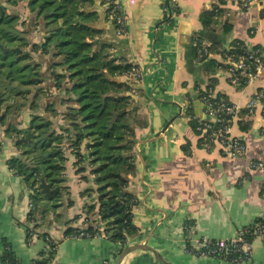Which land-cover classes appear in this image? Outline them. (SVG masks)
I'll return each mask as SVG.
<instances>
[{"label": "crops", "instance_id": "1", "mask_svg": "<svg viewBox=\"0 0 264 264\" xmlns=\"http://www.w3.org/2000/svg\"><path fill=\"white\" fill-rule=\"evenodd\" d=\"M163 2L123 0L121 8L127 21L124 37L114 35L101 13L99 23L88 24L102 32L97 40L111 43L108 51L112 57L131 64L142 76L143 92L137 97L141 125L135 128L136 170L129 176V191L138 199L133 209L138 233L125 247L103 232L89 239L66 235L69 228L104 226L97 216L87 215V205L98 198L97 194H84L97 189L93 177L88 171L89 180H82L73 161H69L65 178L70 196L52 203L60 206L50 208L39 222L38 231L48 234L56 244L50 264H235L199 258L185 249L204 238L229 240L264 218V171L250 168L252 162L264 163V117L260 107L252 116L245 108L254 93L264 89V79L248 86L232 85L227 72L211 62H220L219 57L200 60L194 50L196 38L202 37L215 55L213 44L229 48L236 41L264 51V4L241 10L232 0H179L180 13L168 25L164 22ZM215 6L224 13L208 33L201 17ZM103 9L96 1L90 10ZM226 23L232 25L228 34L223 32ZM30 39L42 41L35 32ZM39 59L47 76L51 62ZM205 90L241 107L232 130L247 147L244 156H227L220 145L207 143L192 127L190 116L181 114L183 107L192 102L195 116L203 118L199 95ZM30 120L26 113L25 126ZM0 140V252L5 241L20 264H35L40 254L48 251L47 244L42 237L27 240L30 189L10 169L9 161L20 152L4 129H0ZM69 199L74 203L71 206L67 204ZM134 246L140 248L121 258L127 248ZM252 246V259L243 264H264V235L255 236Z\"/></svg>", "mask_w": 264, "mask_h": 264}, {"label": "trees", "instance_id": "2", "mask_svg": "<svg viewBox=\"0 0 264 264\" xmlns=\"http://www.w3.org/2000/svg\"><path fill=\"white\" fill-rule=\"evenodd\" d=\"M96 1L103 12L90 10ZM4 5L0 0V51H4L0 53V88L4 89L0 91V111L6 104L0 129L20 152L9 161L10 169L31 192L34 210L28 213L27 240L42 237L47 246L56 247L48 234L38 231L39 222L46 218L50 208L60 206L52 203L70 196L65 172L66 163L73 161L82 180H89L88 171L93 177L97 189L84 194H97L98 198L87 205V215L97 216L104 226L69 228L66 235L87 232L93 238L103 232L125 247L138 233L133 222L138 199L129 191V176L136 170L135 128L141 125L137 97L143 91L137 69L112 57L108 51L111 43L97 40L102 32L88 25L99 23L103 15L116 35L117 25L109 19L112 9L105 7L104 0H5ZM223 13L215 6L202 15L206 32H212ZM18 22L20 29L15 28ZM231 30L232 25L226 23L224 34ZM34 32L41 35L40 43L31 42ZM242 46L243 42L236 41L229 48L221 43L211 48L216 53L243 55ZM194 50L196 53V47ZM39 58L51 62L47 76ZM211 62L219 66V62ZM206 92L200 93V99ZM26 113L31 120L25 126ZM189 116L199 134L192 108ZM2 147L0 140V154ZM42 181L53 190L59 188L61 193L47 199L40 187ZM67 204L74 203L69 199ZM256 223L264 224V218ZM247 238L252 241L254 236L248 234ZM3 244L0 264H20L11 245L5 241ZM54 253L42 252L35 264H50Z\"/></svg>", "mask_w": 264, "mask_h": 264}, {"label": "built area", "instance_id": "3", "mask_svg": "<svg viewBox=\"0 0 264 264\" xmlns=\"http://www.w3.org/2000/svg\"><path fill=\"white\" fill-rule=\"evenodd\" d=\"M122 1L104 0L105 7L112 9L109 19L117 25V37H124L127 34V21L121 8ZM178 1L164 0L163 2L164 22L168 25H171L174 18L180 13ZM232 1L241 10H246L252 4H264V0ZM194 45L200 60L205 61L214 56L221 59L219 67L227 72L232 85L248 86L260 79H264V51L259 47L250 48L243 43L242 48L245 51L243 55H235L228 52L217 53L215 55L202 37H197ZM231 49H228V51ZM136 75L138 78L142 77L140 74L136 73ZM200 101L204 106V117L197 118V130L200 136L206 142L220 145L227 156H244L247 152V147L240 139L233 135L232 130L234 121L238 119L241 113V107L225 96L212 91H207L206 95ZM259 107L262 108L261 115L264 117V89L254 93L245 108L248 115L252 116L257 112ZM191 108L192 102L187 103L181 110V114L184 116L189 115ZM250 168L255 171H264V163L252 162ZM29 210H34L31 199ZM30 226H32L31 223ZM248 234L254 237L264 235V224L255 223L252 227L241 230L235 237L229 240H211L204 238L196 246L186 247L185 251L199 258H216L230 263L243 264L250 262L253 257L252 241L247 238ZM97 236H100V234ZM72 238L89 239L92 236L87 232H80L73 235ZM55 248L52 249L50 246H47L48 251H54Z\"/></svg>", "mask_w": 264, "mask_h": 264}, {"label": "water", "instance_id": "4", "mask_svg": "<svg viewBox=\"0 0 264 264\" xmlns=\"http://www.w3.org/2000/svg\"><path fill=\"white\" fill-rule=\"evenodd\" d=\"M17 52H21V51H17ZM199 104L201 105L202 103L199 102ZM4 116H5L4 113L0 114V118H3ZM199 118H202V117H199ZM30 138H31V135H29V139ZM40 187L43 189L47 199H51L53 194L61 193V190L59 188L53 190L45 181L41 182ZM46 209H47L46 207L43 209V211L41 212L42 215L45 213ZM136 248H140V247L134 246V247L127 248L121 255V258L125 256L126 254H128L129 252L135 250Z\"/></svg>", "mask_w": 264, "mask_h": 264}, {"label": "rangeland", "instance_id": "5", "mask_svg": "<svg viewBox=\"0 0 264 264\" xmlns=\"http://www.w3.org/2000/svg\"><path fill=\"white\" fill-rule=\"evenodd\" d=\"M1 3H2V6L3 7H5V0H1ZM9 6V5H8ZM10 7V6H9ZM9 13H12L13 15H14V13L13 12H9ZM20 23L18 22V24L16 23V26H15V28H18V29H20L21 28V26L19 25ZM22 25H23V23H21ZM24 26V25H23ZM17 30V29H16ZM34 37L32 36L31 37V39H33ZM35 38H36V36H35ZM15 50L16 51H20V49H18V48H15ZM4 52V51H3ZM2 51H0V53L2 54L3 53ZM4 89H2V87L0 88V91L2 92ZM5 106H6V104H4L3 106H2V110L0 111V114H2V113H4L3 111H4V108H5ZM41 203V202H40ZM41 205H43V203H41Z\"/></svg>", "mask_w": 264, "mask_h": 264}]
</instances>
